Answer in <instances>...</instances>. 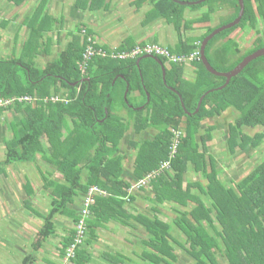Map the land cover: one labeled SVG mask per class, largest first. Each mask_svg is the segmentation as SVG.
<instances>
[{"label":"trees","instance_id":"16d2710c","mask_svg":"<svg viewBox=\"0 0 264 264\" xmlns=\"http://www.w3.org/2000/svg\"><path fill=\"white\" fill-rule=\"evenodd\" d=\"M113 1L77 0L75 5L96 11L109 9ZM212 1L220 0L191 7ZM221 1L235 9L234 15L223 21L226 24L238 17L240 4L238 0ZM244 1L242 21L215 35L206 47L210 63L219 71L233 70L247 55L264 47V37L259 35L256 47L236 58L241 49L234 39L218 45L241 25L256 28L258 18L264 21V0ZM48 2L43 0L34 15L38 16L44 6L46 11ZM143 2L135 0L133 4L139 7ZM186 7L174 0H153L145 22L165 19L174 25L178 42L175 48H168L177 56H190L219 26L209 28L201 36L187 37L186 30L199 21L210 20L213 10L200 20H188L182 10ZM63 25L62 19L45 12L43 20L29 23L31 35L24 44L23 55L0 60L1 98L38 97L34 103L17 101L0 107V117L12 108L21 114V119L10 125L13 138L6 141L5 164L35 163L41 158L64 178L59 181L45 177L44 187L51 192L47 214L34 208L31 200L25 203L45 221L34 249L39 250L56 235V217L65 216L75 226L81 217L85 195L92 186H98L106 193L95 197L92 216L86 221L88 236L85 246L77 251L75 264H90L92 258L87 247L97 240L98 229L112 221L130 226L136 222L147 230L148 238L143 240L145 248L138 264H174L179 258L177 247L192 256L193 264H264V160L237 182L236 187L227 185L220 177L223 168L208 149L216 124L203 129L205 120L235 108L239 115L229 125V152L234 154L249 146L264 148V130L254 135L244 130V127L264 128V56L249 63L223 89L216 88L224 85L226 78L209 72L201 58L195 60L192 62L195 82L189 89L183 62H170L157 56L166 67L165 82L162 66L156 59L147 57L138 65L142 55L128 59L115 56L145 43L135 45L124 41L118 47H110L98 42L96 31L82 24L69 31L71 39L65 47L44 68H39L36 58L43 51L51 55L54 33L60 35ZM212 89L215 90L205 96L200 111L193 113L201 97ZM132 97H139L140 102L133 103ZM177 128H184V134L172 156V129ZM131 129L137 135L156 132L151 139L129 141L136 157L129 174L132 181H128L124 168L128 156L123 153V144ZM192 171L200 176L198 181L190 179L188 174ZM141 180L145 183L139 189L130 190ZM142 190L149 192V196L154 193L152 199L157 205L179 204L176 217L171 222L164 221L158 207H154L158 212L152 216L126 210V203H131L134 194ZM173 224L186 235L185 241L172 235ZM69 232L61 240V256L74 241L75 227L69 228ZM219 256L225 258L224 263ZM116 258L107 255L105 259L110 263L116 261L114 264H130Z\"/></svg>","mask_w":264,"mask_h":264},{"label":"rangeland","instance_id":"374dc122","mask_svg":"<svg viewBox=\"0 0 264 264\" xmlns=\"http://www.w3.org/2000/svg\"><path fill=\"white\" fill-rule=\"evenodd\" d=\"M189 1H192V0H189ZM123 3L124 2L122 0H114L113 3L110 4L111 5L110 8L112 9L108 11L99 9V11H96V13L89 12L88 14H84L82 18L78 20L77 18H74L70 14L67 15L68 11L71 12V10L74 9L72 5L71 7L64 8V10H67L66 12L64 11L65 14H63L62 17H60L61 15L58 16L59 19L63 20L64 32L61 33L60 42L59 43L55 42L53 44L52 46L53 53H51V57L55 56L58 49L61 50L62 48L65 47L66 43L71 39L69 35V31L76 30L79 25L84 24L82 23V21L87 22L88 20L86 25H88L89 28L95 30L97 35L100 38V40L97 39V41L105 43L108 46H111V43L117 46V44L114 42H120L121 38H117L120 35V33L121 35L125 34L130 37L132 36L133 38L137 40L141 39V37H143L144 35V32L142 30L143 27L140 26L136 20L131 18L128 12L130 9H133L132 11L135 12V8H133L132 6L129 7L130 4L128 5V1L125 4V6ZM216 3L217 2L212 1V2L206 3L205 5H200V7H197V8H192L190 6H187L186 8L189 10L190 17L200 20L201 17L206 12H210V8L208 9V6L212 7ZM183 6H186V5H183ZM186 8H182V10L185 12ZM210 17H211L210 23H206V21L202 23L199 22L198 24L200 26L199 25L196 26L197 27L196 30H194L193 27L187 29L186 32L188 33V35H197L201 32L202 30L201 27L203 25H211V23L215 22L214 15L210 14ZM180 18L182 19L181 16ZM121 20H124V21L129 20V22H124L123 24H121L120 23ZM175 20H177V18H175ZM90 22L91 23L96 22L94 24L95 26L92 25ZM96 26L98 29L96 28ZM247 27L249 26L241 25L237 30L239 33H241L238 36V38H240V40L242 41L243 47L242 48L240 47L241 54L238 55L236 58L240 57L242 54L248 53L251 49L256 47V44L254 42H255V38L257 37V35L264 36V31H263L264 27L261 28V30L259 29L260 34H258L259 32L256 31L257 29L255 28L251 29V27L250 28H247ZM126 32L128 33L126 34ZM187 33H185V35H187ZM137 34L139 36H137ZM165 35H167V37H165ZM153 38H156L158 42L163 43V45L169 46L173 49L175 48V44L178 41V33L172 25H167L165 29H159V30L154 29V32L152 35L151 34L147 35L146 37L142 38V40L150 41L149 39H153ZM55 39L56 38L54 35L53 40ZM4 60H8V59H4ZM38 60H39V65H44V64L46 65L48 58L45 56L44 58L42 57L41 59H38ZM185 77H186L185 78L186 87L189 89L192 88V85L194 84L195 77H196V70L193 64H189V63L185 64ZM132 101L133 103L138 104L140 102V98L132 97ZM122 113L126 114V111ZM238 115H239V111H237L235 108H229L226 111H224L222 114L215 116L213 118H209L205 120L203 123L204 130H206L209 125L216 124V129L213 131V139L208 142V149L210 153L214 154L217 157L219 166L222 167L224 170L223 173L220 174V177L229 186H234L244 176H246L250 171H252L255 168V166H257L264 160V148H260V147L254 148L252 146H249L246 150H237V152L234 154H231L229 152L228 150L229 125L234 123ZM244 130L254 135L256 132L263 131L264 128L244 127ZM155 132H156L155 130L146 131L145 133H143L144 135L139 136V139L152 138ZM136 138H138V136H136L133 129H131L127 134V139L124 140L125 146L129 147L127 143L129 139H136ZM130 162H133V157L130 160ZM19 164H23V163H19ZM26 167L11 168V171H10L11 177H15L17 179L19 178L24 179V177L26 178L28 177L29 179H31V181H33L34 186L39 187L38 189L44 186L45 177H56V178L61 177L60 172L54 166L48 164L41 158H39V160L35 163H27ZM3 169L7 170L6 167L4 166L0 167V177L1 178L6 177L5 175L6 171L4 172ZM188 175L190 179H192V181H198L200 179V176L198 174H195L194 171L190 172V174ZM14 186L16 187V185ZM24 194H25V191L23 189V192L21 193L20 197L16 198L14 205H12L14 208V212L16 211L17 224L21 222L20 220L21 218L22 219L26 218L24 214H28V211L23 207L22 198L24 197ZM145 194H148V193H145ZM150 196L152 197H149L148 204L146 206V210L149 211V214H151V216L156 214L158 211L154 207H158L159 209H161V212L159 213V216L161 217V219L167 222H171L178 214V212L176 211L177 208H181V206L179 204L172 205L170 202H165L163 204L157 205L152 199L154 196V193L150 194ZM202 197L205 200L207 199L205 198L204 195H202ZM206 202L208 205L210 204L208 200ZM35 203L37 205L39 204L38 207L42 213L45 212V214H47L48 211L50 210L51 203H50V200L47 199L46 197H44L43 199L41 196L40 200L35 199ZM177 206H180V207H177ZM131 208L127 207L129 212L131 211ZM36 216L32 215L31 217L32 220H28V221H30L31 224L35 225L36 228L40 229L45 221L43 218H40L38 216L36 217ZM60 217L63 218V216H60ZM213 217H216V214L213 213ZM119 222L112 221L113 225H115L116 228L118 227L119 229H116V233H118L117 237H114L113 239H111V237L107 235L108 238L111 239V243L109 247L102 245L99 241H96V240H94L93 243L89 245L93 252H97L96 254L97 258H94V262L92 259L90 264H114L116 262V261H113L110 263L106 261L105 258H107V255L106 256L102 255L103 252L113 257L122 258V261H125V263L138 264V262L141 259L139 258V255L142 253L143 249L145 248L143 244V240L148 238V232L142 225H139L136 222L134 223L133 226H125ZM67 224H69L70 226L72 224L74 227L72 220H70ZM1 225L5 226L3 221H1ZM68 229H67V233L69 234L70 232ZM61 231L62 230L60 229V232ZM172 233H173L172 235L176 237L178 240L182 242L185 241L186 235L183 232H181V230L174 224H173ZM113 235H116V234H113ZM60 238L61 237L57 236L56 234L54 235V237L52 236L48 239L54 242L52 243V248H54V250L51 251L53 255H46L45 252L43 251V253H41L36 258H45V264H56V263L62 264L64 255L63 256L60 255V249H62L63 247L60 241L62 239ZM33 240L35 242L37 238H34ZM33 240H31V242H33ZM170 241L171 243H173L172 238H170ZM29 244L30 242L27 245ZM45 244H48L47 240L44 243L43 247L45 246ZM84 246H85V241L82 247ZM33 250L34 252L37 251L35 249ZM108 250L110 252H108ZM175 252L176 254H178L179 258L176 262H173L174 264H193L192 256L185 249L181 247H177V250ZM21 257L25 258L26 255L23 252L16 255V251H15L13 258H16V259L19 258V260L16 263H10V264H26L24 261L20 260ZM48 258H50L49 261H46ZM219 259L222 263L225 262V258H222L221 256H219ZM28 264H33V263L30 262Z\"/></svg>","mask_w":264,"mask_h":264},{"label":"crops","instance_id":"0c3cea01","mask_svg":"<svg viewBox=\"0 0 264 264\" xmlns=\"http://www.w3.org/2000/svg\"><path fill=\"white\" fill-rule=\"evenodd\" d=\"M17 1L19 0H0V60L13 58V57L20 58L23 55L24 44L27 42V39L31 35V27L29 26V23L33 20L34 21L43 20V18L45 17V12L57 18L59 15H61L60 17H62L63 14H65V12L67 11V10H64V8L71 7L72 5L74 9H72L71 12L68 11L67 15L70 14L71 16H73L74 18H77L78 20L82 18L84 14H88L89 12L96 13V11H99V10H96V11L83 10L79 7L77 8V6L75 5L77 0H48L49 2L47 4L46 11H45V6H44L41 13L37 16V14L36 15L34 14L37 8L41 6L43 0H22L20 3H17ZM122 1L124 2L123 3L124 6L128 1V5L130 4L129 7L132 6L133 8H135V12L132 11L133 9H130L128 11L129 16H131V18L136 20L139 23V25L143 27L142 30L144 32V35L143 37L140 36L141 39L137 40L133 38L132 36L130 37L125 34L121 35L120 33V35L117 37V38H121L120 42H114L117 44V46L111 43L110 47H118L124 41H128L129 43L135 44V45L140 44V43H147V42L160 43L157 41L156 38L149 39L150 41H144L142 40V38L150 34L152 35L154 32V29L156 30L165 29L167 25H172L174 27L173 24L168 23L165 19H156V20H152V21L145 23L147 13L150 11V9L153 6V0H144V2L139 7L133 4L135 0H122ZM186 1H189V0H186ZM192 1H195V0H192ZM223 2L224 1L220 0L214 6L212 7L208 6V9L210 8V11L213 10L212 14L215 17L214 18L215 22L211 23V25H203L201 27L202 30L200 29L201 32L197 35H188V33L185 32L187 33L186 36L187 37L201 36L205 34L206 31L211 27H216L218 25L219 26L224 25L223 21L231 18L234 15L235 9L233 8L231 4L223 3ZM254 5H256V3H254ZM186 6H189V5H186ZM110 9L112 8H109V9L106 8L102 10L108 11ZM184 15H185V18L188 20L195 19L189 16V10L187 8L185 9ZM87 22L82 21V23L84 24H87ZM124 22H129V20L120 21L121 24H123ZM210 22L211 20L206 21V23H210ZM95 23H91V24L94 25ZM198 25H199L198 23L194 24L193 29L196 30L197 28L196 26ZM263 27H264V21H262L261 18H258V25L255 29L261 30V28ZM247 28H250V26ZM237 30L238 28L228 38L219 41L218 45H221L222 43H225L229 38H232L242 48L243 43L240 40V38H238V36L241 33H239ZM62 32H64L63 29L61 30V33ZM61 33L60 35L55 36L56 39L53 40V44L55 42L57 43L60 42ZM127 33L128 32H126V34ZM54 34L56 35V33ZM137 36L139 35L137 34ZM258 36L259 35H257V37ZM165 37H167V35H165ZM257 37L255 38V41L257 40ZM160 44H163V43H160ZM59 50L60 49H58L55 56L58 54ZM51 51H52L51 53H53L52 49ZM45 56L48 58V61L55 57V56L51 57V55H46L45 52L43 51V53L40 54L35 60L39 68L45 67V64L39 65V60H38V59H41L42 57L44 58ZM9 97H14V96H9ZM20 119H21V114L17 112L15 108L6 110L3 113V115L0 117V167L4 166L7 169V170L3 169L4 172L6 171L5 173L6 177L5 178L0 177V264L16 263L19 260V258L17 259L13 258L15 251H16V255H18L21 252H23L26 255L25 258H22V257L20 258V260L24 261L26 264L30 262L33 264H45V258H36V257H38L41 253H43V251L45 252L46 255H53L51 251L54 250V248H52V243L54 242H52L51 240H47L48 244H45L44 247H41L39 250L34 252L33 249H34L35 242L33 239L38 238L39 230L41 228L40 229L36 228L35 225L31 224V222L28 221V220H32L31 218L32 215L34 216L36 215L28 208V206L25 203L27 200H31L32 206L36 208L37 210L41 211L38 207L39 204L37 205L35 203V199L40 200L42 196L43 199L44 197H46L47 199L51 201V198H50L51 192L46 190L44 186L38 189L39 187L34 186L33 181H31V179H29L28 177L27 178L24 177V179H21V178L17 179L15 177H11L10 175L11 168L26 167L27 163L19 164L21 162H14L10 164H5L6 141L11 140L13 138V135H12L13 133L10 129V125L13 122L14 123L18 122ZM142 135L144 134H141V135L136 134L138 138L134 140L139 139V136H142ZM130 140H133V139L128 140L127 142L128 145H129ZM123 153L124 154L126 153L128 156L124 161V168H125V172L127 175V177L125 175V179L128 181L130 180L132 181L129 174H131V171H133L134 169V161L136 157V152L131 148L130 145L129 147H126L125 144H123ZM132 157H133V162H130ZM52 179L63 181L64 178H63V175L61 174L60 178L52 177ZM14 185H16V187ZM23 189L25 191L24 197L22 198L23 207L28 211V214H24L26 218L24 219L21 218L20 219L21 222L17 224L16 211L14 212V208L12 205H14L15 199L20 197L21 193L23 192ZM145 193H148V194H145ZM134 196H135L134 200L131 203L129 202L125 205L126 210H128L127 207L128 208L133 207L131 208L130 212L135 215L139 212H144L145 214L146 213L149 214V211L146 210L149 197H152V196H149V192H145L144 190L138 191L136 192V194H134ZM77 199L79 201V198ZM78 204H81V203H78ZM70 220L71 219L65 216H63V218H61L60 216L56 217V222H55L57 226L56 234L57 236L61 237L60 239H62L65 235H68L67 233L68 228H73L72 224L71 226L67 224ZM1 221L4 222L5 226L1 225ZM125 226H130V225H125ZM60 229L62 230L61 232H60ZM116 229H119V228L118 227L116 228V226L113 225L112 222H109L105 226L100 227L98 229V237L96 241H99L102 245L109 247L111 243V239L118 236V233H116ZM113 234H116V235H113ZM107 235L111 237V239H109ZM31 240H33V242H31ZM29 242L30 244L27 245ZM87 248L94 262V258H97L96 257L97 252H93L90 246H88ZM108 252L110 251L108 250ZM60 255H61V249H60ZM102 255L106 256L108 254L103 252ZM31 256H33L34 258H31ZM49 259L50 258H48L46 261H49Z\"/></svg>","mask_w":264,"mask_h":264},{"label":"built area","instance_id":"2783aa9c","mask_svg":"<svg viewBox=\"0 0 264 264\" xmlns=\"http://www.w3.org/2000/svg\"><path fill=\"white\" fill-rule=\"evenodd\" d=\"M144 54H155L156 56H163L168 59L170 62H193L201 58L200 47L194 51L190 56H177L170 52L167 46L148 42L142 45L136 46L133 50L124 51L116 54V57H120L122 59L135 58ZM38 97L33 96H24V97H9V98H1L0 97V107H6L15 104L17 101L25 102V103H34ZM55 98H52V100ZM183 128L172 129L173 131V143L171 145V154L175 156L180 137L184 132ZM145 181L141 180L140 183H134L130 190L139 189L141 184H144ZM106 193L104 190L99 188L98 186H92L87 195H85L84 203L81 211L80 220L75 224V236L74 241L67 247L66 252L64 254V259L62 264H75L74 261L77 257V251L80 249L85 241V238L88 234L87 230V219L92 215V205L95 203V197L99 194Z\"/></svg>","mask_w":264,"mask_h":264},{"label":"water","instance_id":"95a60500","mask_svg":"<svg viewBox=\"0 0 264 264\" xmlns=\"http://www.w3.org/2000/svg\"><path fill=\"white\" fill-rule=\"evenodd\" d=\"M174 1L177 2V3H180L182 5H189V6H191V5L201 4L202 2L208 1V0H195V1L174 0ZM239 3H240V12H239L238 17L235 20H233L232 22H229L227 24H224V25L216 28L212 33H210L208 36L205 37V39L202 41V44L200 46L201 60H202L203 64L205 65V67L207 68V70L209 72H211L212 74H215V75H218V76H223V77L226 78V83L224 85L216 88V89H223V88H225L230 83L231 79L233 77L237 76L238 74H240L249 63H251L253 60H255V59L259 58V57L264 56V47H262V48L256 50L255 52L247 55L233 70L228 71V72H222V71H219L216 68H214L212 66V64L210 63L208 57H207L206 47H207L209 41L215 35H217L218 33L222 32V31H224L226 29L233 28V27H235L236 25H238L242 21V18H243L244 13H245V1L244 0H239ZM147 57H152V56L151 55H145V56L139 58L138 61H137V64L140 65V62L142 61V59L147 58ZM156 60L162 66V69H163V77H164V80H165L166 74H167L165 64L161 60H158V59H156ZM165 82H166V80H165ZM173 90L176 91L177 93H179V91L177 89L173 88ZM213 90H215V89H212V90L206 92L201 97V99L199 101V104H198V107L195 110V112H193V113H198L200 111L205 96L208 93H210L211 91H213ZM128 91H129V88L126 91V96L128 94ZM148 95H149V97H148L149 98L148 99V102H149V100H150V93ZM181 99H182V103L184 104L183 98H181ZM186 111H187V114H192V112H190L188 110H186Z\"/></svg>","mask_w":264,"mask_h":264},{"label":"clouds","instance_id":"9594fccd","mask_svg":"<svg viewBox=\"0 0 264 264\" xmlns=\"http://www.w3.org/2000/svg\"><path fill=\"white\" fill-rule=\"evenodd\" d=\"M147 43H148V42H147ZM154 43H156V42H154ZM162 45H163V44H162ZM164 46H165V45H164ZM167 47H169V46H167ZM200 53H201V52H200ZM145 55H149V54H144V55H142V56H145ZM151 55H153V54H151ZM155 56H156V55H155ZM183 63H184V64H188V63H189V64H192V62H187V63H186V62H183Z\"/></svg>","mask_w":264,"mask_h":264},{"label":"flooded vegetation","instance_id":"af4514ba","mask_svg":"<svg viewBox=\"0 0 264 264\" xmlns=\"http://www.w3.org/2000/svg\"><path fill=\"white\" fill-rule=\"evenodd\" d=\"M151 56H152L153 59L161 60V59H160L159 57H157V56H154V55H151ZM141 57H143V56H141ZM141 57H140V58H141ZM161 61H162V60H161ZM157 62H158V61H157Z\"/></svg>","mask_w":264,"mask_h":264},{"label":"bare ground","instance_id":"6f19581e","mask_svg":"<svg viewBox=\"0 0 264 264\" xmlns=\"http://www.w3.org/2000/svg\"><path fill=\"white\" fill-rule=\"evenodd\" d=\"M206 18V17H205ZM151 19V18H150ZM198 22V21H197ZM199 22H201V21H199ZM169 23V22H168ZM93 37V36H92ZM120 46V45H119ZM123 50V49H122ZM118 51V50H117ZM114 52V51H113ZM144 61V60H143ZM170 64V63H169ZM170 68V67H169ZM159 73V72H158ZM158 75V74H157ZM170 108V107H169Z\"/></svg>","mask_w":264,"mask_h":264}]
</instances>
